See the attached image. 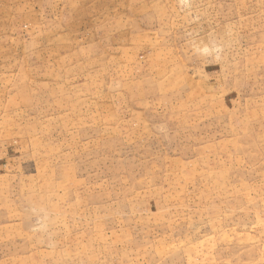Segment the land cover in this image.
Masks as SVG:
<instances>
[{"label": "rangeland", "instance_id": "374dc122", "mask_svg": "<svg viewBox=\"0 0 264 264\" xmlns=\"http://www.w3.org/2000/svg\"><path fill=\"white\" fill-rule=\"evenodd\" d=\"M0 264H264V0H0Z\"/></svg>", "mask_w": 264, "mask_h": 264}, {"label": "clouds", "instance_id": "9594fccd", "mask_svg": "<svg viewBox=\"0 0 264 264\" xmlns=\"http://www.w3.org/2000/svg\"><path fill=\"white\" fill-rule=\"evenodd\" d=\"M214 51L219 52L220 49L216 48V49H214ZM202 52H203V54H211V51L207 48L203 49Z\"/></svg>", "mask_w": 264, "mask_h": 264}]
</instances>
